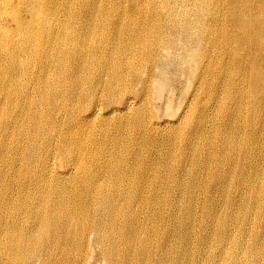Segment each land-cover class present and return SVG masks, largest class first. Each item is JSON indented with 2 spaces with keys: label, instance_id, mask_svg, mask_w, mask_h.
I'll return each instance as SVG.
<instances>
[{
  "label": "bare ground",
  "instance_id": "6f19581e",
  "mask_svg": "<svg viewBox=\"0 0 264 264\" xmlns=\"http://www.w3.org/2000/svg\"><path fill=\"white\" fill-rule=\"evenodd\" d=\"M0 264H264V0H0Z\"/></svg>",
  "mask_w": 264,
  "mask_h": 264
},
{
  "label": "rangeland",
  "instance_id": "374dc122",
  "mask_svg": "<svg viewBox=\"0 0 264 264\" xmlns=\"http://www.w3.org/2000/svg\"><path fill=\"white\" fill-rule=\"evenodd\" d=\"M188 76H189V73L186 69L184 70V68L176 69L173 66L169 67V71L167 75L168 77L167 86L166 87L164 85L162 86V88L160 89V90H163L161 98L158 99L155 103V110H157L156 112H157V116L159 119H162L163 117H165V115H167V112H169L171 108L176 109L177 107H180L181 105L180 103H183V101L185 100V97L191 91V83H193V81H190V78ZM152 87H154L155 89V86L152 85ZM166 102H169L168 104L169 106L166 104ZM200 175L201 177H204L205 175L204 171H202L201 169H200ZM210 178H208V181L210 180ZM209 186L210 188H208V191H210V193H213L216 191L213 189L212 185H209ZM199 193L204 194V191L201 190ZM201 197L202 195L198 197L197 202H196L197 212H200L201 206L203 205L201 203ZM256 230H259V229H256Z\"/></svg>",
  "mask_w": 264,
  "mask_h": 264
}]
</instances>
